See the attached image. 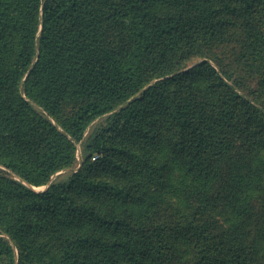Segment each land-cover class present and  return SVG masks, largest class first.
Wrapping results in <instances>:
<instances>
[{"label": "trees", "instance_id": "1", "mask_svg": "<svg viewBox=\"0 0 264 264\" xmlns=\"http://www.w3.org/2000/svg\"><path fill=\"white\" fill-rule=\"evenodd\" d=\"M263 187L264 0H0V264H264Z\"/></svg>", "mask_w": 264, "mask_h": 264}, {"label": "rangeland", "instance_id": "2", "mask_svg": "<svg viewBox=\"0 0 264 264\" xmlns=\"http://www.w3.org/2000/svg\"><path fill=\"white\" fill-rule=\"evenodd\" d=\"M201 58L196 56H192L191 59L187 62L189 65L194 64L198 61H200ZM97 122H101V118L97 120ZM80 151V147H78V152ZM69 176L68 171H63L62 173L59 172L55 177L59 180H65ZM42 188H37V190H41ZM259 192H263L261 195H264V187L257 191V194ZM156 196V195H155ZM152 196V199L155 198L154 203L152 205L151 213H154V215L158 219H164V218H172L174 217L179 210L183 207V205L187 202V199L183 200V195L181 193L175 192V190H169L166 192H163V194L159 197ZM192 201V200H190ZM182 205V206H181ZM186 208V206H185ZM189 208V207H188ZM192 208L190 207V210ZM221 214H225L224 211H220ZM223 218L226 216L222 215ZM257 227V226H256ZM254 227V228H256ZM251 231V230H250ZM253 231V230H252Z\"/></svg>", "mask_w": 264, "mask_h": 264}, {"label": "water", "instance_id": "3", "mask_svg": "<svg viewBox=\"0 0 264 264\" xmlns=\"http://www.w3.org/2000/svg\"><path fill=\"white\" fill-rule=\"evenodd\" d=\"M57 174H58V173L54 174V175L51 177V180L54 179V177H55ZM51 180H50L46 185L42 186V187H41V188H42L41 190L46 189L47 186L51 183ZM32 188L35 189V190H37V188H35V187H32Z\"/></svg>", "mask_w": 264, "mask_h": 264}]
</instances>
